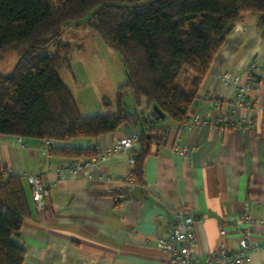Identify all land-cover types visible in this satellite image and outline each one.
<instances>
[{"label": "crops", "instance_id": "crops-1", "mask_svg": "<svg viewBox=\"0 0 264 264\" xmlns=\"http://www.w3.org/2000/svg\"><path fill=\"white\" fill-rule=\"evenodd\" d=\"M252 63L256 68L247 99L254 109H246L232 103L236 86L224 85L218 75L226 73L230 79L241 76ZM66 87L81 116L96 114L89 113L96 102L103 105L102 100L114 92L106 86ZM186 87L185 92H189ZM210 96L221 103L219 112L213 110L207 99ZM261 106L264 24L259 15L244 13L214 56L184 124L166 117L155 121L149 115L151 109L141 110L150 117L155 135H164L159 136L161 144L152 147L155 154L143 160L140 185L129 182L133 172L129 157L139 145L132 150H111L119 140L139 133L131 126L122 125L92 139L50 142L49 146L41 140L0 136V165L12 176L21 177L28 204L15 239L24 252L21 264H163L167 255L157 248L156 240L167 235L166 227L178 208L195 220L193 248L199 260L222 250H236L242 233L249 229L261 249L250 253L243 264H264ZM194 116L205 123L194 127ZM218 116L236 125L224 126L218 123ZM174 144L191 148L189 156L179 155ZM51 147L91 148L103 158L72 176L59 171L69 159L52 157ZM25 174H38L48 189L40 211L33 206ZM110 190L116 192L117 203ZM243 213L258 222L248 225L240 217ZM220 228L224 236L219 235Z\"/></svg>", "mask_w": 264, "mask_h": 264}, {"label": "trees", "instance_id": "trees-1", "mask_svg": "<svg viewBox=\"0 0 264 264\" xmlns=\"http://www.w3.org/2000/svg\"><path fill=\"white\" fill-rule=\"evenodd\" d=\"M52 1L50 8L47 0H0V62L6 52H17L12 71L0 74V136L67 143L131 126L139 130L131 174L139 185L143 160L155 154L152 147L162 138L142 111L155 106L183 123L214 56L242 15H259L264 24V0ZM69 24L91 28L125 69L113 114L81 116L59 78V70H70L74 50L60 40ZM180 73L192 74L183 80L189 92L176 85ZM125 91L138 110L125 109ZM102 104L110 106L106 99ZM49 154L69 160L98 156L91 148L51 147ZM27 213L21 177L0 165V264L22 263L24 252L15 239Z\"/></svg>", "mask_w": 264, "mask_h": 264}, {"label": "built area", "instance_id": "built-area-1", "mask_svg": "<svg viewBox=\"0 0 264 264\" xmlns=\"http://www.w3.org/2000/svg\"><path fill=\"white\" fill-rule=\"evenodd\" d=\"M256 64L252 63L248 71L241 76H234L232 79L228 78L226 73L218 75L219 80L224 85L236 86V95L232 103L238 107L246 109H254L253 103L247 99V94L251 89V75L252 71L255 70ZM241 80H243L242 83ZM211 100L213 110L219 112L221 103L215 96L207 97ZM261 112H264V106L259 108ZM186 121V120H185ZM184 121V122H185ZM218 123L226 125L229 128L233 127V122L227 121L222 117L218 116ZM184 122L182 124H184ZM203 122L198 116H194L192 119V125L194 127L200 126ZM259 128L264 129V120H260ZM159 136L164 135V132L158 133ZM138 135L132 134L129 138H124L116 142L111 150L112 151H125L132 150L137 144ZM49 142H46L48 146ZM174 148L177 153L183 157H188L191 148L186 146H179L174 144ZM103 157L98 155L89 160L83 158L69 160L66 166L59 169L62 173H67L72 176H77L79 172L87 165H96ZM134 155L129 157V163L133 164ZM11 175V174H10ZM29 184L31 199L33 206L36 211H40L44 207V202L48 196L47 187L41 182L38 174H25L23 176ZM109 181V178H106ZM129 182L135 184V180L129 177ZM112 200L114 203L119 201L114 190H110ZM241 219L244 220L248 225L255 224L258 220L246 213L241 214ZM194 219L189 216H184L182 209L178 208L173 212L172 222L166 227L167 235L156 240V246L159 250L167 255V260L163 264H243L248 260L250 253L261 249L259 243L252 236L249 229H246L242 233V237L237 243V249L232 252L221 251L220 254L212 253L205 255L203 260H199L194 252L195 235L192 230ZM220 236L225 235L223 228L218 231Z\"/></svg>", "mask_w": 264, "mask_h": 264}, {"label": "rangeland", "instance_id": "rangeland-1", "mask_svg": "<svg viewBox=\"0 0 264 264\" xmlns=\"http://www.w3.org/2000/svg\"><path fill=\"white\" fill-rule=\"evenodd\" d=\"M47 3L52 8L53 1L47 0ZM60 40L69 42L74 48L71 54V70L63 68L58 72L62 83L69 87L106 86V89L112 87L114 92L111 91L112 94L106 98L110 106L105 107L96 102V105L92 107V112L89 113H96L93 115L113 114L115 112L116 88L126 81L125 69L117 53L107 48L98 35L86 24H69L65 27ZM48 51L53 52V48L49 47ZM16 56L17 52L15 51H8L4 54L0 62V74L6 75L12 71ZM186 78L190 80L192 74L180 73L176 80V85L183 91L188 90V87L183 85V80ZM123 103L127 111L138 110L129 91L124 92Z\"/></svg>", "mask_w": 264, "mask_h": 264}, {"label": "water", "instance_id": "water-1", "mask_svg": "<svg viewBox=\"0 0 264 264\" xmlns=\"http://www.w3.org/2000/svg\"><path fill=\"white\" fill-rule=\"evenodd\" d=\"M150 117L157 121L159 119H163L165 117L155 106H153L149 112ZM147 137V136H146Z\"/></svg>", "mask_w": 264, "mask_h": 264}]
</instances>
